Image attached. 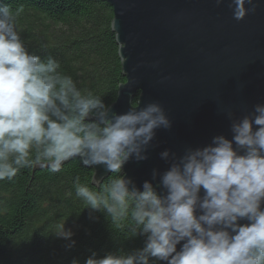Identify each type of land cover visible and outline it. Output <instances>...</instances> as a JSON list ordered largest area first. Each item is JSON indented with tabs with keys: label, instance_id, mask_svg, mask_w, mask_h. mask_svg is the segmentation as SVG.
<instances>
[{
	"label": "clouds",
	"instance_id": "obj_1",
	"mask_svg": "<svg viewBox=\"0 0 264 264\" xmlns=\"http://www.w3.org/2000/svg\"><path fill=\"white\" fill-rule=\"evenodd\" d=\"M228 7L240 21L258 4L231 0ZM18 14L0 3V181L36 165L58 173L74 159L111 173L97 179L98 191L77 175L75 195L125 239L144 237V246L100 258L93 252L85 264H264V103L239 117L228 113L231 139L219 134L181 153L162 151L167 169H153L156 183L145 180L141 190L124 165L148 159L156 131L172 127L164 108L149 102L113 111L57 59L29 51ZM53 232L74 235L64 223Z\"/></svg>",
	"mask_w": 264,
	"mask_h": 264
},
{
	"label": "water",
	"instance_id": "obj_2",
	"mask_svg": "<svg viewBox=\"0 0 264 264\" xmlns=\"http://www.w3.org/2000/svg\"><path fill=\"white\" fill-rule=\"evenodd\" d=\"M106 1L126 76L112 110L158 102L172 121L170 129L156 131L148 159L124 165L141 188L153 169H167L162 151L181 153L219 134L231 139L228 113L239 117L264 103V0H255L256 11L240 21L231 0L220 6L215 0ZM94 170V182L110 174Z\"/></svg>",
	"mask_w": 264,
	"mask_h": 264
},
{
	"label": "trees",
	"instance_id": "obj_3",
	"mask_svg": "<svg viewBox=\"0 0 264 264\" xmlns=\"http://www.w3.org/2000/svg\"><path fill=\"white\" fill-rule=\"evenodd\" d=\"M0 3L18 11V27L30 52L57 59L82 91H91L109 105L116 101L126 76L112 28L113 8L106 0ZM138 97L132 98L133 105ZM94 173L74 159L58 173L36 165L22 169L14 181H0V264H85L93 252L100 258L118 249L142 248L144 237L125 239L104 213L85 208L76 197L77 175L93 190L100 189ZM63 223L74 234L71 241L53 232Z\"/></svg>",
	"mask_w": 264,
	"mask_h": 264
}]
</instances>
